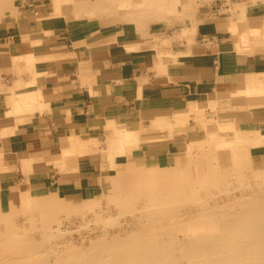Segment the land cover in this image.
<instances>
[{"label": "crops", "instance_id": "obj_1", "mask_svg": "<svg viewBox=\"0 0 264 264\" xmlns=\"http://www.w3.org/2000/svg\"><path fill=\"white\" fill-rule=\"evenodd\" d=\"M218 1L164 0L166 13L144 27L126 20L133 0L115 23L43 19L45 31L58 33L44 44L35 43L43 31L35 20L0 30V181L9 204L12 193L21 199L33 188L84 201L104 171L93 145L79 153L93 142L87 136L138 133L132 151L150 158L160 150L143 130L175 113L188 114L192 130L202 105L251 114L261 138L251 156L264 168V2L237 23Z\"/></svg>", "mask_w": 264, "mask_h": 264}, {"label": "bare ground", "instance_id": "obj_2", "mask_svg": "<svg viewBox=\"0 0 264 264\" xmlns=\"http://www.w3.org/2000/svg\"><path fill=\"white\" fill-rule=\"evenodd\" d=\"M12 1L0 0V18L15 13ZM131 1L52 0L53 10L42 19L62 14L115 23L123 16L118 7ZM133 1L136 5L125 14L126 20L144 27L161 17L164 0ZM153 1L161 6L151 11L146 6ZM195 118L205 123L206 143L185 154L117 170L107 179L110 188L103 209L102 200L92 195L77 203L51 195L32 200L25 191L21 216L30 227L24 228L14 212L1 206L0 264H264V168L251 156V148L261 142L258 131L239 121L223 127ZM225 132L234 135L225 138ZM111 143L123 154L113 155V160L129 161L124 149L126 144L133 149L137 140L129 132L114 130ZM93 144L80 146L85 153ZM251 180L256 188L250 187ZM112 208L115 215L108 214ZM90 212L102 226L97 227V237L88 245L65 240L61 214L85 217ZM123 217L129 219L126 228ZM113 227L119 229L112 232Z\"/></svg>", "mask_w": 264, "mask_h": 264}, {"label": "rangeland", "instance_id": "obj_3", "mask_svg": "<svg viewBox=\"0 0 264 264\" xmlns=\"http://www.w3.org/2000/svg\"><path fill=\"white\" fill-rule=\"evenodd\" d=\"M139 2H141V0H138ZM172 1V0H171ZM16 11L15 13L10 14L7 17H3L0 18V30L4 29L6 30L9 27H12L11 25L13 23H17L18 22L21 24V21L27 20V21H36L35 25H39V28H43V31L41 32L39 30H37V35L39 37H41V40H39L38 42H35L36 44H44L45 41L48 38H52V36H56V32L54 33H49L47 31H45V26L49 23H46L47 21H41L43 20V17L48 16L52 10H53V5H52V0H13L12 1ZM132 2V1H131ZM258 3V2H264V0H244V1H232V0H219L218 1V7L217 9H219L221 14H229L231 15L232 18L236 17V22L238 23V21H242V19L245 18L246 14H247V9H249L250 5L253 3ZM132 3L127 4L126 5H120L119 11L121 13H123L125 10H127V6L130 5L131 6ZM138 4V3H137ZM160 4V2H151V4H148V6H146V8H149V10H153L155 9L158 5ZM136 5V2L134 1V6ZM162 13H165L164 10L161 11ZM59 17H66V19L68 20H72L74 17L70 16L67 17L66 16H62V14L60 15H56L53 17H50L47 20H50L49 22H52L54 20L58 21ZM80 17H78L79 19ZM97 18V17H95ZM95 18H89V19H95ZM75 19H77V16L75 17ZM80 19H85L84 17H81ZM160 17L155 18L153 23H157L159 21ZM55 22V21H54ZM61 22V21H60ZM44 23V24H43ZM34 24V23H33ZM33 24H31L32 26H34ZM62 25V23H61ZM35 27V26H34ZM48 27V25L46 26V28ZM36 28V27H35ZM35 34V33H34ZM30 36H33L31 33H23V37L26 39H30ZM35 44V45H36ZM200 110L197 113L198 117H203V119L206 120V122H210V124L213 125H218V126H223L226 127L227 124H231L233 121H239V124H242L241 126L243 127H247L250 126V124H253L252 122H249L251 120V114L250 113H243V114H229L227 116V114H217V112L215 111L214 107H210V106H199ZM179 120H177V114H171L168 115L166 117H163L162 120H160L159 122L156 121V124H149V126L147 127V129H144L143 132L146 135H150L151 137L149 138V140L151 142L148 143V145L150 146H159V150L160 153L159 154H155L153 156H150V158L148 157H143V156H139L140 154L135 150L131 151L134 153H130V147L128 144L127 145V149H124L125 154L124 155H128L129 161L127 159H125V157L121 160H116L114 161L112 156L116 155V157H122L123 154L121 155V153H118V151L114 150V146L112 145L111 141L112 138L114 136V130L111 133L108 134H99L98 136H87V138H91L90 140H92L93 138V149L95 151H93L94 153L91 155V158L96 160L97 162H99V165L101 167V170H104L101 172V170L98 167V173H102L103 175H101V178L103 179L100 183L101 187L98 188L97 193L96 194H92V197L95 198H100L102 200V205L100 207V209H103L106 207V194L108 192V189L110 188L109 185H107V179H110L112 177L115 176V174L117 173V170L119 169H124L127 167V165L129 164V166H145L147 165V162L149 163H154L155 161H159L161 159H167L168 157H173L176 155H178V153H182L185 154V152H187L188 150H194L197 148H200L201 145H203L204 143H206V141L209 140V136L207 135L206 129H205V123L201 120V119H197L196 121H193V129L191 130L190 127L188 125H186L188 123L189 120V115H183L181 117H178ZM187 120V122H186ZM242 121V122H241ZM181 122V126L180 125ZM184 122V123H183ZM186 125V126H185ZM178 126V129H177ZM190 131V132H189ZM222 131L220 133V137L222 138ZM227 135H225V138H229L231 136H233V133H228L225 132ZM199 134V136H198ZM134 137L133 138H137L138 133H134L133 134ZM153 135H157V136H153ZM192 135V136H191ZM195 135V136H194ZM194 138V139H193ZM211 139V138H210ZM137 140V139H136ZM155 140V141H154ZM171 143V144H170ZM175 143H177L176 145L178 146L179 144H181L182 147H177L175 145V147L173 146ZM170 145V146H169ZM187 145V147H185ZM133 148H138L139 144L135 143L134 145H132ZM184 147V148H183ZM87 148H92V145L89 146ZM86 148V149H87ZM174 148H176V151L173 150ZM171 150V151H170ZM88 151V150H86ZM79 153H84L82 150ZM127 153V154H126ZM111 155V156H110ZM121 155V156H120ZM132 155V156H131ZM114 163H119L116 165V167L113 166ZM5 172H8L7 168H1V173L4 174ZM249 182V181H248ZM250 187L256 188V184L254 183L253 180H251L250 182ZM104 184V185H103ZM6 187H4L2 185V181H0V189L5 191ZM27 192V196L30 197L32 200H34L35 198L38 197H48V195L57 197L58 199H60L61 201H66L69 198H64L62 196H59V194L55 193L53 190H49V189H43L41 190L40 188H33ZM106 193V194H105ZM233 193H237L236 190H234L233 188ZM99 194V195H98ZM7 190L5 192H3V198L0 200V207L2 206V209L5 210H9L14 212L18 218H17V222L19 225H21L24 228H29L30 225L24 221L23 216H21V211H22V206H21V199H17L18 196L16 193H12L11 194V200H10V204L7 200ZM71 199V198H70ZM68 202H70V200H67ZM82 201V200H81ZM80 201V202H81ZM79 202V203H80ZM83 202V201H82ZM113 209V208H112ZM116 209H113L110 213L108 214H112L115 215L117 212ZM105 214V213H103ZM62 218L61 220L63 221L62 224V233H63V238L65 240H70L76 244H82L84 243L85 245H88L89 242L91 241L92 238L97 237V227H102L101 225L97 224L94 220H93V213L90 212L89 214H87V216L85 217H76V216H68L66 217V214H61ZM106 215V214H105ZM122 226H124V228H126L129 225V219L128 218H121L120 219ZM3 226H1L2 228ZM112 232L118 230L119 228L117 227H113V228H109ZM39 235H37L38 237ZM61 241V240H60Z\"/></svg>", "mask_w": 264, "mask_h": 264}]
</instances>
